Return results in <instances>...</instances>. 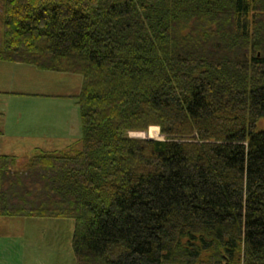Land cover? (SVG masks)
<instances>
[{"label": "trees", "instance_id": "trees-1", "mask_svg": "<svg viewBox=\"0 0 264 264\" xmlns=\"http://www.w3.org/2000/svg\"><path fill=\"white\" fill-rule=\"evenodd\" d=\"M4 13L0 60L82 76V138L0 155V217L74 218L77 264H264V0Z\"/></svg>", "mask_w": 264, "mask_h": 264}, {"label": "rangeland", "instance_id": "rangeland-1", "mask_svg": "<svg viewBox=\"0 0 264 264\" xmlns=\"http://www.w3.org/2000/svg\"><path fill=\"white\" fill-rule=\"evenodd\" d=\"M4 10L5 0H0V39L4 33ZM13 65L14 68L0 69V76L21 75L18 80L23 81L16 87L19 93L0 95L1 100L10 98L6 105L0 102V111L7 112L9 125L0 145L4 153L23 159L44 151L66 150L73 143L74 149L81 147L82 76L39 69L30 64H22L20 70ZM263 125L264 121L259 123L260 128ZM153 126L147 131H130L129 135L149 138ZM159 134L156 139L163 140L160 128ZM0 219L7 221V235L11 237L5 251L0 252L3 253L0 264H77L73 250L74 218ZM1 257L5 259L2 261Z\"/></svg>", "mask_w": 264, "mask_h": 264}, {"label": "crops", "instance_id": "crops-1", "mask_svg": "<svg viewBox=\"0 0 264 264\" xmlns=\"http://www.w3.org/2000/svg\"><path fill=\"white\" fill-rule=\"evenodd\" d=\"M16 64L15 67L19 68L20 70L22 66V64H29V63H22V62H11V61H6V60H0V69H9V68H14L13 64ZM33 65V64H30ZM34 66V65H33ZM36 67V66H35ZM38 68V67H37ZM21 77V75L13 77V76H9V75H1L0 76V95L2 94H7L8 96L14 95L15 93H19L20 90H18V88H16L18 85H20L23 81L22 80H18ZM10 98L8 99V97H6L5 99L1 100L0 98V102L2 104L6 105V101H9ZM7 112H3L2 110L0 111V145H1V140H2V136H6L8 133L6 132L7 129H9V125L7 123ZM5 151L3 150L2 146H0V155H8L11 156L9 154H5ZM33 156V155H32ZM30 156V157H32ZM12 157V156H11ZM24 159V158H23ZM18 161H22V159H18ZM9 218H14V217H9ZM24 218H28V217H24ZM30 218H36V217H30ZM7 221H4L2 219H0V252H2L3 250L5 251L7 244H9V242H11V237L7 235ZM2 254H0V256H2ZM3 259L5 258H2ZM20 263V262H18ZM3 264H11V262H4Z\"/></svg>", "mask_w": 264, "mask_h": 264}, {"label": "bare ground", "instance_id": "bare-ground-1", "mask_svg": "<svg viewBox=\"0 0 264 264\" xmlns=\"http://www.w3.org/2000/svg\"><path fill=\"white\" fill-rule=\"evenodd\" d=\"M153 127H156V126H153ZM158 129H159V127H157ZM149 135V134H148ZM159 137H160V134H159ZM153 139V138H152ZM154 139H156V138H154Z\"/></svg>", "mask_w": 264, "mask_h": 264}]
</instances>
